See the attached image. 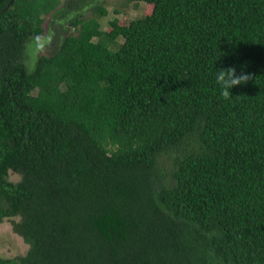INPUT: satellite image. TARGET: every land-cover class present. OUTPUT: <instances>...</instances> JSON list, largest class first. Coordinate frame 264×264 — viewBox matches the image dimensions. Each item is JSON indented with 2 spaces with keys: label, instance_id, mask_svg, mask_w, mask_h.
Instances as JSON below:
<instances>
[{
  "label": "trees",
  "instance_id": "16d2710c",
  "mask_svg": "<svg viewBox=\"0 0 264 264\" xmlns=\"http://www.w3.org/2000/svg\"><path fill=\"white\" fill-rule=\"evenodd\" d=\"M125 1L150 12L102 31L91 0H0V223L26 246L0 264H264V0ZM229 67L254 78L225 100Z\"/></svg>",
  "mask_w": 264,
  "mask_h": 264
},
{
  "label": "rangeland",
  "instance_id": "374dc122",
  "mask_svg": "<svg viewBox=\"0 0 264 264\" xmlns=\"http://www.w3.org/2000/svg\"><path fill=\"white\" fill-rule=\"evenodd\" d=\"M64 2L65 0H60V4L57 8L63 6ZM86 3L87 9L79 13L83 19L97 17L92 14V9L94 7H102L105 9L106 15L97 19L100 30L102 31H109L108 25L113 19H117L119 22L137 20L148 15L150 12L149 6L143 3H128L125 0H91V2ZM72 11L73 10H69L68 16L63 20L56 19L52 21L49 16L42 17V35L45 37H51V43L38 55H34L32 50L28 47L30 43L26 44L24 53L26 57V66L29 70L34 66L36 57L53 54L59 44L60 37L66 35L67 30L71 32L72 29H67L68 26L66 22L68 21V17H71L74 14ZM117 44L121 45L122 40L119 39ZM115 48L116 47H113V49ZM162 165L164 164L162 163ZM8 180L15 183L18 181V176L10 173L8 175ZM12 220L17 221L16 219ZM12 220L3 219L0 223V258L2 259L13 260L17 257L23 256L26 252V246L11 230Z\"/></svg>",
  "mask_w": 264,
  "mask_h": 264
},
{
  "label": "clouds",
  "instance_id": "9594fccd",
  "mask_svg": "<svg viewBox=\"0 0 264 264\" xmlns=\"http://www.w3.org/2000/svg\"><path fill=\"white\" fill-rule=\"evenodd\" d=\"M50 43L51 37L38 35L33 38L28 47L32 50L34 55H38L43 52ZM253 78L254 76L252 74H247L244 71H241V73L237 75L235 67L216 69V84L220 88V94L225 100L230 99L232 96L231 90L233 88L246 85Z\"/></svg>",
  "mask_w": 264,
  "mask_h": 264
}]
</instances>
